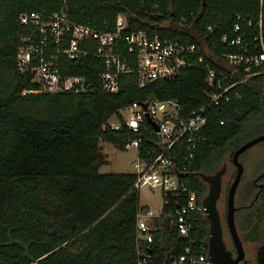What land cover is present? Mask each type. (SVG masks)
<instances>
[{
	"label": "trees",
	"instance_id": "trees-1",
	"mask_svg": "<svg viewBox=\"0 0 264 264\" xmlns=\"http://www.w3.org/2000/svg\"><path fill=\"white\" fill-rule=\"evenodd\" d=\"M60 10L100 32H111L122 15L129 32L201 45L220 57L235 52L220 43L234 16L256 17L258 0H0V264H137L142 258L145 264H169L187 247L197 251L202 246L205 253L209 223L204 216L193 220L188 237H181L173 220L162 215L151 243H141L144 256L139 257L136 217L148 207L139 205L132 189L135 175L99 174L107 164L101 143L125 152L126 141L134 137L104 128L107 121L146 100L174 101L185 119L208 102L211 89L203 69H187L142 87L135 75L123 76L118 91L109 94L100 84L98 60H62L63 74L84 78L86 92L38 93L32 75L20 73L16 65L18 49L37 42V36L24 42L31 29L20 24V17ZM256 32L252 27L250 37ZM254 47L249 41L250 52L258 50ZM253 73L252 68L238 70L232 81ZM236 91L239 99L211 110L192 175L216 172L241 145L264 134V74L247 78ZM156 142L154 135H144L141 156ZM181 155L169 157L178 164ZM187 181L204 199L206 186L193 176ZM257 183L260 191L251 181L236 194V218L247 241L262 234L264 176ZM174 206L171 197L164 212Z\"/></svg>",
	"mask_w": 264,
	"mask_h": 264
},
{
	"label": "built area",
	"instance_id": "built-area-1",
	"mask_svg": "<svg viewBox=\"0 0 264 264\" xmlns=\"http://www.w3.org/2000/svg\"><path fill=\"white\" fill-rule=\"evenodd\" d=\"M20 24L31 29L24 42L32 43L35 36L37 42L18 49L17 69L20 73L32 75L38 93L78 95L86 92L84 78L63 74L62 60H98L102 66L100 84L109 94L118 91L123 76L135 75L138 86L142 87L152 81L175 78L187 69H203L211 89L207 95L208 102L191 110L185 119L181 118L174 101L146 100L120 110L104 127L115 133L127 131L134 136L124 146L125 151L134 150L137 157L133 164L135 182L132 189L139 191L145 187L151 193L159 190L162 195V208L155 212L148 208L145 213L137 214V255L144 256L142 247L151 243L153 234L160 228L162 215L173 220L179 236L188 237L193 220L199 216L205 217L203 199L191 189L187 179L193 176L190 174L195 151L203 141L202 131L208 123L210 112L214 108L222 110L224 105L239 99L236 88L247 78L264 74V0H258L256 17L234 16L231 30L220 38V43L235 52L220 57H214L201 45L150 37L141 31L129 32L122 15L117 16L111 32L97 31L89 24H77L64 10L48 15L43 12L25 14L20 17ZM252 27L257 32L250 37ZM206 30L212 32L211 27ZM251 40L255 43L254 50L258 49L256 52L249 51ZM208 60L216 64L217 69L211 68ZM244 68H252L255 73L232 81L236 71ZM170 108L174 111L171 112ZM154 127H157V132ZM149 134L157 137V142L141 156L139 150L143 136ZM181 144V148L177 149ZM173 153L177 157L182 153L178 164L169 157ZM171 197L175 206L164 212ZM137 264H145V260L139 259ZM169 264L210 263L207 251L204 253V248L199 246L197 251L187 247Z\"/></svg>",
	"mask_w": 264,
	"mask_h": 264
},
{
	"label": "water",
	"instance_id": "water-1",
	"mask_svg": "<svg viewBox=\"0 0 264 264\" xmlns=\"http://www.w3.org/2000/svg\"><path fill=\"white\" fill-rule=\"evenodd\" d=\"M154 130L157 132V127H154ZM261 142H264V134L245 142L231 156V164L235 168V175L227 192L225 221L234 246L235 255L226 248L223 242L221 221L217 209L222 189V177L226 173V164L222 165L213 174L196 173L193 175V177L198 178L208 187L202 206L205 210V218L209 223L207 256L210 264H240L241 262L246 264L245 252L235 227V212L237 211L235 194L243 176V165L240 163L239 158L247 150ZM262 176H264V172L258 178ZM259 187L261 189V185ZM255 257L256 264H264V244L257 247Z\"/></svg>",
	"mask_w": 264,
	"mask_h": 264
},
{
	"label": "rangeland",
	"instance_id": "rangeland-1",
	"mask_svg": "<svg viewBox=\"0 0 264 264\" xmlns=\"http://www.w3.org/2000/svg\"><path fill=\"white\" fill-rule=\"evenodd\" d=\"M170 111L173 112L174 110L170 108ZM101 147L103 154L106 155L107 164L99 169V174L105 175L134 173L133 164L137 160L136 152L134 150L120 152L112 146L103 143H101ZM239 161L243 165L242 183L251 182L253 179L262 174L264 172V142H261L247 150L239 158ZM225 163L227 164L228 171L223 179V191L220 200L217 203V209L221 219L224 244L229 251H233L231 239L225 224V190L227 184H229L232 180L235 169L230 164L228 158L226 159ZM137 194L140 206H146L153 212L162 208L163 200L159 190L151 193L147 188L143 187L140 188L139 191H137ZM239 206L240 204L236 200L235 207L238 208ZM235 224L238 235L242 241L243 249L245 252V259L254 263L257 247L264 244V222L260 225V230L262 232V234L260 235L261 237L255 241L245 240L244 233L241 231V226L243 223L240 221L239 217L236 218Z\"/></svg>",
	"mask_w": 264,
	"mask_h": 264
},
{
	"label": "flooded vegetation",
	"instance_id": "flooded-vegetation-1",
	"mask_svg": "<svg viewBox=\"0 0 264 264\" xmlns=\"http://www.w3.org/2000/svg\"><path fill=\"white\" fill-rule=\"evenodd\" d=\"M224 164H226V163H223V165ZM230 164H231V158H230ZM232 165V164H231ZM222 167V166H221ZM234 168V167H233ZM235 169V168H234ZM227 164H226V173L224 174V176L222 177V185H223V179H224V177L226 176V174H227ZM215 173V172H214ZM211 174H213V173H211ZM205 175H210V174H205ZM234 175H235V172H234V174H233V176H232V180H233V178H234ZM243 177V176H242ZM196 178V177H195ZM232 180H231V182H232ZM257 180H258V177H256L255 179H253L252 180V183H253V185L254 186H256V187H258V190L260 191L261 189H262V185L261 184H258L257 183ZM231 182L229 183V184H227V187H226V190H225V212H226V197H227V192H228V188H229V186H230V184H231ZM202 183V182H201ZM204 184V183H203ZM242 184V180H241V182H240V184H239V186ZM205 186H206V194H207V190H208V187H207V185L206 184H204ZM261 185V189H260V186ZM239 186H238V188H239ZM238 188H237V191H238ZM222 191H223V187H222V189H221V194H222ZM237 191H236V194H237ZM258 191V192H259ZM236 194H235V201H236ZM206 196V195H205ZM220 197H221V195H220ZM257 198V197H256ZM219 200H220V198H219ZM219 202V201H218ZM237 208V207H236ZM239 208L240 207H238L237 208V211L235 212V222H236V213L238 212V210H239ZM220 221H221V219H220ZM225 224H226V221H225ZM227 227V226H226ZM235 227H236V224H235ZM228 230V229H227ZM236 230H237V228H236ZM228 233H229V231H228ZM238 233V232H237ZM222 236H223V233H222ZM230 236V235H229ZM239 236V235H238ZM240 238V237H239ZM231 239V238H230ZM241 240V239H240ZM224 242V241H223ZM242 242V241H241ZM231 243H232V240H231ZM232 246H233V243H232ZM243 246V245H242ZM232 253H233V255H235V251H234V246H233V251H231ZM245 261H246V264H256V257H255V261H254V263H252L251 261H249V260H246L245 259ZM240 264H244V263H240Z\"/></svg>",
	"mask_w": 264,
	"mask_h": 264
}]
</instances>
